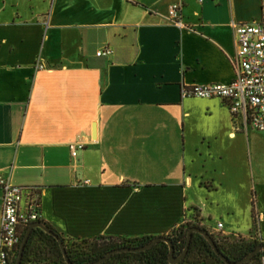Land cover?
<instances>
[{"label":"crops","instance_id":"0c3cea01","mask_svg":"<svg viewBox=\"0 0 264 264\" xmlns=\"http://www.w3.org/2000/svg\"><path fill=\"white\" fill-rule=\"evenodd\" d=\"M263 22L264 0H0V176L70 242L192 223L264 243L255 131L181 95L233 82L234 25Z\"/></svg>","mask_w":264,"mask_h":264},{"label":"built area","instance_id":"2783aa9c","mask_svg":"<svg viewBox=\"0 0 264 264\" xmlns=\"http://www.w3.org/2000/svg\"><path fill=\"white\" fill-rule=\"evenodd\" d=\"M202 1V0H200ZM179 5L173 7V18L177 25ZM238 43V53L234 60L237 76L229 84L214 83L210 85H194L183 88L182 98L223 99L229 103L234 122L240 120L246 132L249 129L264 132V22L250 25H234ZM113 54L106 49L97 54L107 57ZM43 69V65H40ZM86 148L83 142L70 145L73 158ZM2 196V224L0 239V264H11L15 250L21 241V228L24 225L40 221L39 198L31 193L11 185L0 176ZM28 198L25 209L20 207L24 197ZM223 228L217 227V233Z\"/></svg>","mask_w":264,"mask_h":264},{"label":"trees","instance_id":"16d2710c","mask_svg":"<svg viewBox=\"0 0 264 264\" xmlns=\"http://www.w3.org/2000/svg\"><path fill=\"white\" fill-rule=\"evenodd\" d=\"M34 195H39L36 191L31 190ZM255 208V200L253 201ZM254 230L258 232V216L253 211ZM46 224L43 221H39ZM31 225V224H30ZM29 224L21 228V241L20 245L15 250V257L11 264H16L20 248L23 240L29 230ZM47 225V224H46ZM52 231L57 233L61 238L62 236L47 225ZM192 227H199L192 223H187L175 229L169 236H167L174 245L175 256L179 257L183 254L187 243L188 232ZM213 236V234H212ZM214 237V236H213ZM156 237H143L136 239H124L115 237H99L93 240H82L70 242L63 239L70 260L73 264H92L107 256L114 250L123 248H139L152 242ZM218 250L230 261L237 262L250 253L256 250L263 242L257 239L250 241L243 237L232 238L223 237L220 239L215 238ZM253 239V237H252ZM71 245V247H70ZM86 247L81 249L80 247ZM71 248H76L73 252ZM55 257L61 260V264H67L60 248L58 241L51 235L45 233L41 229H35L29 242L26 246L22 264L40 263L44 259ZM102 264H171L170 263V249L166 243L160 242L152 249L140 253H122L117 254L108 259ZM179 264H226L215 252L210 243L201 235L193 234L190 250L187 257ZM247 264H264V253L256 255Z\"/></svg>","mask_w":264,"mask_h":264},{"label":"water","instance_id":"95a60500","mask_svg":"<svg viewBox=\"0 0 264 264\" xmlns=\"http://www.w3.org/2000/svg\"><path fill=\"white\" fill-rule=\"evenodd\" d=\"M35 229H41L43 230L45 233L53 236L59 243L60 248L63 252L65 261L67 264H73L72 261L70 260V257L68 255L65 243L63 241V239L54 231H52L46 224L41 223V222H36V223H32L29 227V230L23 240V243L21 245L20 248V253H19V257L17 260L16 264H22L23 258H24V253L26 250V246L29 242V239L31 237L32 232ZM199 234L201 236H203L209 243L210 245L213 247L214 252L226 263V264H247L249 263L256 255L260 254V253H264V245H261L260 247H258L256 250H254L252 253H250L247 257H245L244 259L237 261V262H232L230 260H228L219 250L218 247L216 245L215 239L214 237L206 230V229H202L200 227H192L189 232H188V237H187V243H186V247L184 249V252L181 256L176 257L175 256V249H174V245L173 242L168 238V237H156L152 242L148 243L147 245L143 246V247H139V248H123V249H118V250H114L113 252L109 253L107 256L103 257L102 259H100L97 262H94L92 264H102L104 262H106L108 259H110L111 257H113L114 255L117 254H122V253H140V252H145L148 251L150 249H152L153 247H155L157 244H159L160 242L166 243L169 246L170 249V263L171 264H179L181 263L183 260H185V258L188 255V252L190 250V246H191V242H192V238H193V234Z\"/></svg>","mask_w":264,"mask_h":264},{"label":"rangeland","instance_id":"374dc122","mask_svg":"<svg viewBox=\"0 0 264 264\" xmlns=\"http://www.w3.org/2000/svg\"><path fill=\"white\" fill-rule=\"evenodd\" d=\"M255 131V130H254ZM253 146H254V157H255V163L257 165V168L260 169L261 173L263 174L264 177V132L260 131H255L253 132ZM261 202V213L258 211L256 208ZM264 201H259L258 198L255 199V209H256V214L259 216L258 217V227L261 231L262 236L264 237V206H263ZM263 212V213H262ZM255 234V233H254ZM212 235V234H211ZM213 236L217 239L226 237L221 233H214ZM254 235L253 239L252 238H246L250 241H253L254 239L258 240V236ZM232 238H238V237H232ZM259 241V240H258ZM260 242V241H259ZM71 247V245H70ZM73 252L76 251V248H71ZM81 249H86V247L82 246L80 247ZM31 264H61V260H57L55 257H49L48 259H44L40 263H31Z\"/></svg>","mask_w":264,"mask_h":264}]
</instances>
